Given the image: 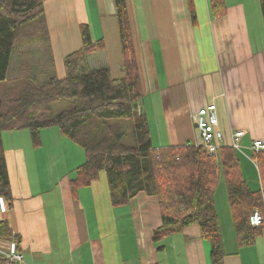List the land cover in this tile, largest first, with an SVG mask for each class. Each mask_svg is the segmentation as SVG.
I'll return each mask as SVG.
<instances>
[{"label":"crops","instance_id":"obj_1","mask_svg":"<svg viewBox=\"0 0 264 264\" xmlns=\"http://www.w3.org/2000/svg\"><path fill=\"white\" fill-rule=\"evenodd\" d=\"M125 1L143 95L152 91L161 101V125L157 121L154 130L149 128L152 146L153 137L160 147L197 142L193 116L213 102L225 146L230 147V134L244 132L236 155L244 180L258 190L250 146L264 140V28L256 0L260 45L249 29L251 8L245 0H224L225 13L218 19L211 15L210 0ZM43 9L58 78L65 76L64 58L81 48L82 24L89 26L93 41L105 44L104 51L87 57L88 68L106 67L113 77L122 76L113 0H43ZM40 138L34 148L26 130L2 133L13 203L7 207L0 200V221L20 237L22 262L16 264H211L210 244L195 224L153 239L162 225L154 198L140 194L128 205L113 207L107 185L99 194V178L73 200L69 174L84 154L67 160L65 150L72 144L56 128L42 130ZM42 149L45 160L38 153ZM50 160L60 172L52 171ZM216 211L222 264H264V229L241 247L229 206L224 224ZM12 244L0 241L3 250Z\"/></svg>","mask_w":264,"mask_h":264},{"label":"trees","instance_id":"obj_2","mask_svg":"<svg viewBox=\"0 0 264 264\" xmlns=\"http://www.w3.org/2000/svg\"><path fill=\"white\" fill-rule=\"evenodd\" d=\"M113 1L122 76L113 77L106 67L84 68L87 57L104 51L105 44L93 41L89 26L82 24L81 48L64 58L65 76L58 78L43 0H0V200L12 206L2 133L26 130L33 147L38 148L41 131L56 128L84 154L83 163L71 171L69 179L73 200L79 190L99 181L104 172L111 206L128 205L140 194L156 200L162 225L154 231L153 239L195 224L201 239L210 244L211 264H222L217 189L224 184L238 245H249L264 229V153L252 154L260 180L258 190L253 191L231 147L224 146L209 155L202 146L191 143L152 146L146 115L134 108L135 104L139 108L144 95L126 1ZM259 4L264 28V0ZM225 8L224 0H210L213 18L223 17ZM26 44L44 48L41 59L48 62L50 72L39 84L35 74L32 77L27 73L12 83L8 78L15 54L22 52L18 47ZM31 51L22 52V58L31 56ZM62 102L68 104L66 108L53 113V105ZM125 125L131 129L132 145L122 141ZM256 211L263 220L259 228L250 225ZM0 241L13 242L19 249L20 237L13 234L6 221H0ZM0 264H6L2 255Z\"/></svg>","mask_w":264,"mask_h":264},{"label":"rangeland","instance_id":"obj_3","mask_svg":"<svg viewBox=\"0 0 264 264\" xmlns=\"http://www.w3.org/2000/svg\"><path fill=\"white\" fill-rule=\"evenodd\" d=\"M245 1L249 2L250 8H251V17L249 19V29H250L251 33L254 34L252 36L255 39V44L260 45L259 36L261 34V31L259 32V27H258L259 24L258 25L256 24L257 20L255 22V19H256L255 2H256V4H258L260 6L259 1L258 0H256L255 2H254V0H245ZM259 10H260V7H259ZM258 20H260V19H258ZM262 36H264V30H263ZM41 44H31V45L26 44V45H20L18 47V49H22L23 53L24 52L28 53L29 50H32L31 51L32 54H31V56H28V54L27 55L25 54L26 57H24V59L22 58L23 57L22 52L19 53V51H18L19 54L18 53L15 54V57H14V60H13L12 66H11V70H10L9 75H8V78L10 79L11 83H12V81H15L18 78L19 79L24 78L27 75V73L30 74L32 77L35 74V82L38 84L44 81L45 76L47 78V76L49 75V72H50V67L48 66V62H45L43 59H41V56L43 54L42 52L44 49V48L40 47ZM36 46H39V47H36ZM32 66L35 67V70L33 69L34 71L31 68ZM26 68H29L28 69L29 71ZM84 68H88V65L84 64ZM41 72H43L44 74H42ZM2 94H3V92H2V89L0 87V96H2ZM151 99H153V100L151 101ZM149 102L151 103V106H152L151 109L149 107ZM67 105L68 104L64 103V102L54 104L53 109H52L53 113H57V112L61 111L62 109L66 108ZM141 105L143 107L144 112L146 113V119H147L148 127L151 129L153 128V130H154V127L156 126L157 121L161 125L160 119H162V118L160 117V112H161L162 107H161V101L158 100V96L153 95L152 91L150 93L147 92V94H145L143 99H142ZM152 110H153V113H152ZM66 140H67L66 142H70L72 144V147H74V148H72V147H70L71 145H69V148H67L65 150L67 160L72 158V157L75 158L77 155L79 156V154L83 155V152L79 147H77L72 141H69L68 139H66ZM122 141L124 144H127V145L133 144L131 129L128 128L127 125H125V127H124ZM152 141H153V147H160V144L157 143V141L154 137H153ZM161 147H163V146H161ZM38 153L44 155V157H43L44 160L47 158V154H46L45 149H42V151H40ZM55 163H56V160H54V161L50 160L48 162V166H50L52 168L53 172H60V165L59 164L56 165ZM48 166H46V168H45L46 172H49ZM73 169L74 168H72V170ZM71 171H70L69 176L72 175ZM250 184L252 186L253 185L255 186L256 180L251 181ZM105 185H107L105 173L101 172L100 181L98 183L99 194H100L101 187L105 186ZM224 196H226L225 188H224V184L221 183L217 189L216 197H215L216 198V207L219 211L221 224H224V221L227 220L228 206L226 204ZM223 233H224V229H223Z\"/></svg>","mask_w":264,"mask_h":264},{"label":"built area","instance_id":"obj_4","mask_svg":"<svg viewBox=\"0 0 264 264\" xmlns=\"http://www.w3.org/2000/svg\"><path fill=\"white\" fill-rule=\"evenodd\" d=\"M195 130L198 141L193 145L202 146L207 154H215L220 148L224 147V137L218 129L217 108L215 103L209 102L197 110L193 116ZM244 136L241 130L230 134V147L236 151H241L240 140ZM251 151L254 154L264 153V140L255 139L251 142ZM262 217L258 211L250 217V225L259 228L262 225ZM0 255L6 259V264H16L22 262V256L19 255L13 243L9 250H3L0 246Z\"/></svg>","mask_w":264,"mask_h":264},{"label":"water","instance_id":"obj_5","mask_svg":"<svg viewBox=\"0 0 264 264\" xmlns=\"http://www.w3.org/2000/svg\"><path fill=\"white\" fill-rule=\"evenodd\" d=\"M134 108L136 109H139L141 111V108H138L137 104L134 105Z\"/></svg>","mask_w":264,"mask_h":264}]
</instances>
